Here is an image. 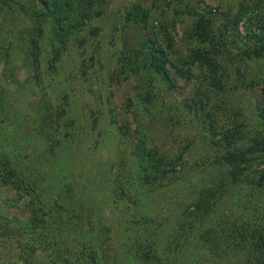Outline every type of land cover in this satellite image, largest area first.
Segmentation results:
<instances>
[{"label": "rangeland", "instance_id": "1", "mask_svg": "<svg viewBox=\"0 0 264 264\" xmlns=\"http://www.w3.org/2000/svg\"><path fill=\"white\" fill-rule=\"evenodd\" d=\"M86 2L0 0V264L244 263L231 231L264 230V0ZM150 152L173 171L155 179Z\"/></svg>", "mask_w": 264, "mask_h": 264}, {"label": "trees", "instance_id": "2", "mask_svg": "<svg viewBox=\"0 0 264 264\" xmlns=\"http://www.w3.org/2000/svg\"><path fill=\"white\" fill-rule=\"evenodd\" d=\"M88 1L89 2H86V8H90L91 6H93V0H88ZM95 1H97V0H94V2ZM133 9L138 10V13H136V14L139 16L138 17L139 20L143 23V28L146 30L147 37H148L149 43H148L147 47L145 48V50L143 51V54H145V58L149 61V65L152 67V69H154L157 73L162 74L164 77L168 78L166 67L164 64L169 59L165 53V49L159 44L158 33L155 32L154 29H149V27H148V21L147 20H148L149 9L143 8L139 5H134ZM100 12L101 11H97L96 13L99 14ZM85 16H86L85 18H88V16H89L88 13H86ZM256 31L255 30L250 31L248 33V36L254 37V34H255L256 39H258L257 41H262L264 39V25L259 27L258 33H256ZM160 34H162V35L165 34L163 36V38L165 40H168V37L166 36L168 34L167 29L164 30V33H160ZM261 43H262V46L264 47V41ZM261 43H259V45ZM255 45H256V43H255ZM259 47H255L254 50L258 49ZM263 114H264V111H263ZM212 128H213V126H212ZM178 159H181V157L179 156ZM250 163H251V160L249 161L247 159V157H243L240 160H238L236 163H234L233 169L230 170V168H229L227 170V173H226V176L229 177V179L232 181V183H230V181L228 182V180L224 179V177L220 178L219 180H213V183H214L216 189L221 193L220 187L225 186V184L223 182L227 181L226 184H228L229 186L231 184L237 183V180H239L240 178H242L244 176V174H245L244 172L247 169V167H250ZM148 164H149V169H150L151 173L152 172L155 173V176H154L155 179L157 177H160L159 174L165 175L169 170L173 171V167H175V164L166 163L164 155L159 154V153L153 154L151 152L149 153ZM168 165H170V167L167 168ZM8 168L9 167H7V170H8ZM216 170L220 171L219 168ZM10 171H11L12 175H14V173L16 172L15 169H11ZM10 171H7V172L5 171V173H7V175H8V179H5V177H3V179H0L1 180L0 181V187L4 186L3 184H6L9 182ZM159 172H161V173H159ZM248 174H249V172H248ZM263 175H264V173H263ZM146 176H148V175H146ZM246 176L247 175H245V177ZM250 176L251 175L249 174L248 177L250 178ZM149 180H150L149 178H146V182H148ZM12 181H14V180H12ZM15 183H16V181H15ZM253 187L254 188H260L259 185H254ZM199 195L201 198L207 199V197H208L207 196V189L202 188L199 191ZM203 202L209 203L206 200H203ZM196 207L198 210L197 214H202L205 218V216L208 214V210L206 211L205 209H200V208H202V205H199V204H196ZM201 210H203V211H201ZM0 224H3L2 220H0ZM7 224L8 223H6L5 226H7ZM184 232L185 231H183L180 234L182 235V234H184ZM231 232L232 233H234V232L239 233V235H237L236 233L234 235H232L231 244H232L233 249L236 248L237 250H244L245 246L251 245V248L246 251L245 256H243L244 253L242 255L236 254V256L238 258H241V257L245 258L244 259L245 261L242 264H264L263 253L261 252V250L258 249V245L264 246V230H262L259 234H257L255 231H251V230L245 231V232H243V231L239 232L237 230H232ZM216 233H218V232H214V234H216ZM231 234L228 233V236ZM47 235L48 234H44V236H47ZM215 236H216V238L222 237V235L220 233L216 234ZM254 240H255V243L253 242ZM38 244L39 243H36V245H38ZM227 245L229 247V242H227ZM254 245H256L255 250H253ZM215 250H216L217 255H220V253H221L220 246H219V248H217V246L215 245ZM94 258L97 261H98V259L100 261V258H97L95 256H94ZM242 258L240 259L241 261H242Z\"/></svg>", "mask_w": 264, "mask_h": 264}]
</instances>
